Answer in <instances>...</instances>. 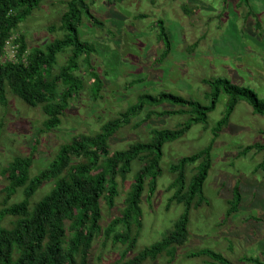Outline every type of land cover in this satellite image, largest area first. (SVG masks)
<instances>
[{
  "label": "rangeland",
  "instance_id": "374dc122",
  "mask_svg": "<svg viewBox=\"0 0 264 264\" xmlns=\"http://www.w3.org/2000/svg\"><path fill=\"white\" fill-rule=\"evenodd\" d=\"M66 1L45 0L19 25L15 35L25 36L28 52L63 37L59 27ZM248 3L251 16H247L249 9L240 5L239 0H122L121 3L91 0L90 11L103 25L96 28L84 20L79 28L80 38L95 51L88 56L89 67L84 56L78 60L75 74L83 89L69 102L60 125L45 129L46 116L41 107L26 105L8 90L6 105L0 104V209L7 185L1 171L14 158L30 157L33 165L29 175L33 177L48 167L60 145L77 135L99 133L104 123L118 117L142 94L171 93L205 105L209 88L202 80L223 77L250 88L264 100V0ZM157 20L164 22L171 43L168 55L161 60L163 46L154 26ZM15 54V47L8 44L0 62L14 60ZM66 60L67 54L58 55L54 70ZM96 81L100 85L97 93ZM226 102L224 95L218 97L208 115L206 129L193 126L181 139L164 145L160 162L163 172L151 200L147 201L146 192L143 194L142 230L136 249L127 253L126 260L161 241L173 229L184 208L174 202L166 209L173 194L168 190L173 181L169 167L182 156L210 144L212 129L223 117ZM176 109L167 104L145 108L109 140L110 151L125 149L136 141L149 142L150 130L173 129L186 121V116L159 115ZM255 144L264 145V117L253 115L245 102H238L227 126L212 143L211 167L203 186L205 202L189 213L187 242L176 248L172 261L162 254L143 264H204L200 258L186 257L201 248L239 263L243 255H259L264 250V176L257 169L264 150L252 149L246 155L241 154L243 147ZM138 167L133 164L124 182L117 179L119 195L113 208L108 209L101 200V228L120 215ZM52 185L53 180L45 182L30 204L36 203ZM236 186L240 195L237 204L233 198ZM21 199L22 191L18 189L7 205ZM232 205L236 211L226 217ZM11 220L14 217H5L1 225L10 227ZM123 249L124 246L100 235L93 242L89 264H116Z\"/></svg>",
  "mask_w": 264,
  "mask_h": 264
},
{
  "label": "trees",
  "instance_id": "16d2710c",
  "mask_svg": "<svg viewBox=\"0 0 264 264\" xmlns=\"http://www.w3.org/2000/svg\"><path fill=\"white\" fill-rule=\"evenodd\" d=\"M44 1L0 0V57L8 44L16 50L14 60L0 62V104L6 105L5 94L8 90L26 105L40 106L46 116L43 125L45 129L52 130L60 125L71 99L83 89L81 79L75 74L79 69L78 60L84 56L89 67L88 56L95 51L90 43L80 38L79 28L84 20L96 28H102L103 24L90 11L91 0H68L66 10L60 17L59 29L63 37L28 52L25 36L15 34L19 25ZM248 2L239 0L240 5L249 9L247 16H251ZM154 26L157 39L163 46L161 60L168 55L171 43L164 22L157 20ZM63 54H67L66 63L54 70L57 56ZM202 83L209 88L207 104L171 93L142 94L118 117L104 123L99 133L77 135L69 143L60 145L48 167L33 177L29 175L32 159L14 158L1 171L7 185L3 189L5 196L3 208L0 209V264H89L93 242L100 235L113 244L124 246L116 264H143L156 260L162 254L172 261L176 248L188 240L190 211L200 208L205 202L203 186L211 167L212 143L227 126L236 104L243 101L253 115L264 117V100L259 99L250 88L223 77H210L203 79ZM99 87L96 81V93ZM220 95L227 98L226 110L212 129L210 144L194 154L182 156L169 167L173 181L168 190L173 194L166 209L176 202L183 205V212L164 239L144 247L126 260L127 253L136 249L142 230L143 194L146 192L147 201L151 200L157 188V179L163 172L160 162L164 145L181 139L193 126L200 125L206 129L208 115L214 110ZM163 104L177 109L161 112L160 116L181 115L186 116L187 120L173 129L150 130L152 139L149 142L136 141L125 149L110 151L109 140L122 127L127 126L145 108ZM252 149L264 150V145L243 147L241 154L246 155ZM134 163L139 167L133 173L120 215L112 219L106 228H101V200L108 209L114 207L119 195L117 179L124 182L132 172ZM257 169L264 176V157ZM52 180L51 189L31 205L30 200L40 187ZM18 189L22 191L21 201L7 205ZM233 190L234 203L237 204L240 197L238 187ZM235 211L236 207L232 205L226 211V217ZM9 216L14 220L10 221V227H3V219ZM186 257L200 258L204 264H264V250L259 255H243L239 263L231 262L209 248L190 252Z\"/></svg>",
  "mask_w": 264,
  "mask_h": 264
}]
</instances>
